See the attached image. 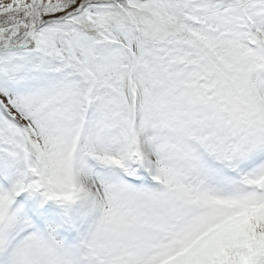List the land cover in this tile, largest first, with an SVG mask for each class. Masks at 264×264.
Here are the masks:
<instances>
[{"label":"snow or ice","instance_id":"6c2138e0","mask_svg":"<svg viewBox=\"0 0 264 264\" xmlns=\"http://www.w3.org/2000/svg\"><path fill=\"white\" fill-rule=\"evenodd\" d=\"M0 264H264V0H0Z\"/></svg>","mask_w":264,"mask_h":264}]
</instances>
